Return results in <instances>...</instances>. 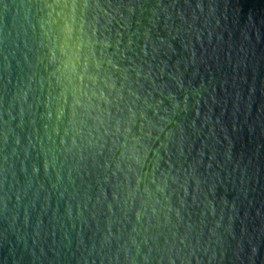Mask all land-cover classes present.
Returning a JSON list of instances; mask_svg holds the SVG:
<instances>
[{
  "label": "water",
  "instance_id": "1",
  "mask_svg": "<svg viewBox=\"0 0 264 264\" xmlns=\"http://www.w3.org/2000/svg\"><path fill=\"white\" fill-rule=\"evenodd\" d=\"M0 264H264V0H0Z\"/></svg>",
  "mask_w": 264,
  "mask_h": 264
}]
</instances>
